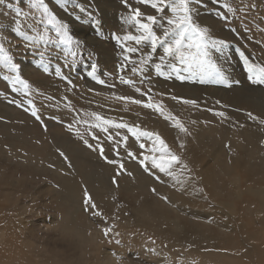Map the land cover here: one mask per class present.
Instances as JSON below:
<instances>
[{
  "label": "rangeland",
  "instance_id": "1",
  "mask_svg": "<svg viewBox=\"0 0 264 264\" xmlns=\"http://www.w3.org/2000/svg\"><path fill=\"white\" fill-rule=\"evenodd\" d=\"M44 2L66 26L72 45L58 42L47 17L30 0L0 3V45L12 58L0 60V264H264V215L244 193L237 198L220 168L224 162L235 170L243 191L249 176L245 172L244 177L241 164H262L260 151L248 145L242 127L264 132V83L249 79L250 65L264 66V0H200L191 5L194 21L228 44L220 52L210 49L219 75L211 69L186 71L172 57L161 64L162 45L152 53L150 41L137 45L123 39L142 34L126 22L132 9L157 16L153 31L158 35L160 25L167 27L173 15L170 9L158 13L137 0H127V5L124 0ZM132 47L139 51L128 53L126 48ZM172 64L185 79L177 77ZM17 77L29 87L14 83ZM91 106L114 112L128 127L156 110L159 119L179 121L186 129L183 149L170 141L167 146L189 157L181 155L172 167L176 177L201 179L203 201L164 187V178H153L144 169L141 175L155 181L156 188H138V182L137 189L113 188V182H124L115 178L109 180V189L87 190L95 209L85 205L84 191V198L71 203L62 195L59 180L72 170L54 167L47 158L50 147L70 153V144L75 154L65 164L75 163L79 171L88 166L95 172L93 180L106 168L128 162L117 161L111 141L105 144L92 130ZM237 160L242 163L232 170ZM168 196L179 204L169 203ZM233 199L234 208L216 205ZM172 219L184 226L175 235ZM166 229L170 232L163 235Z\"/></svg>",
  "mask_w": 264,
  "mask_h": 264
},
{
  "label": "bare ground",
  "instance_id": "2",
  "mask_svg": "<svg viewBox=\"0 0 264 264\" xmlns=\"http://www.w3.org/2000/svg\"><path fill=\"white\" fill-rule=\"evenodd\" d=\"M79 31L84 33V30H79ZM82 37H83V34H82ZM108 45H110V44H108ZM108 57L109 56H107V58ZM175 110H176L175 111V114H176L178 108L176 107ZM88 114L90 116L89 122L93 125L91 127L92 130H95L96 133H98V132L100 133V137H98V138L101 141L103 140L104 142L105 141H111L110 144H112L114 146V150L117 151V154H116V152H113L114 154H112L116 158V160L117 161H128V162L124 163L122 168H121V164L114 165V167H112V168H106L103 172H101L99 174L98 179L93 180L91 176L94 175L95 172H91L90 168L88 166H85L82 170L80 169L81 171H79V169L74 165L75 163L74 164L70 163L68 166L65 164L66 159H69L68 161H71L69 156L72 154H75V149L69 144V142H70L69 139H65L63 142L69 144L70 149H68V150L70 151V153L58 151L57 146L50 147L49 152H47L48 153L47 158L51 159V161L54 163V167L56 166L58 169L61 167H65L68 170H72V174L62 175V176L59 175V176H61V179L59 180L61 193L69 201H71V203H72V201L82 199L81 197L84 198L82 192L83 191L85 192V190L90 191L89 188H94V189L95 188L109 189V187L111 188L112 183L110 184L109 180L115 179V178H117V180L120 178L121 181H124V182H122V183L120 182L119 185H117V182H113V188H127V189L128 188H134V189L136 188L137 189V182H138V184H140V186L138 188H154L155 187L154 186L155 181H153L148 175H141V172L145 169L146 165H147L148 171H152L153 178L157 177V175L161 176V178H164V181L160 182V184L163 185L164 187L172 186L173 188H179L180 190H182V192H185L184 196L188 200L192 199L194 197V198L198 199V202L200 200L203 201L202 196L199 194L200 193L199 189L204 188V186L200 187L199 181L201 179L199 180L198 178H194V177H184L182 175H181V178L176 177V175L174 178L173 176H169L164 172H160L159 169L151 167V161L150 160H147V161L144 160V158L146 156L150 157L152 155H156V156L160 155L159 153H153L151 151V149L154 146L159 147L158 142L155 145L153 144V141L155 139V135H159V137L161 139H163V141L166 144L168 141H170L172 144H175L177 147L183 149V147H181V145H183L184 131H182L179 127L175 126L176 125V121H175L176 119L174 120V122H169V121H166L167 119L164 120L162 118L159 119L157 117V115H159L158 110L150 112V115H151L150 118L145 119V120L131 122V124L129 123L130 124L129 128H134L138 133L146 131V132L153 133L155 135L151 139L148 137L142 136V135L140 136L139 139H137L136 136H134L132 134V132H130L128 130V128H117V127H115V125H117V124H123V122H122L123 120L121 122H119L120 120L118 119L117 114H115L114 112L107 111L105 109L102 110L101 108H99V106H91L88 108ZM93 114H95V115H93ZM96 116H99L102 119L97 120ZM117 120H119V121H117ZM104 121H110L111 123L110 124H104L103 123ZM132 124H134V125H132ZM97 125H100V127H97ZM105 127L108 129L107 132L110 133L111 136H113V139L108 140L107 138H105L106 135L108 136V133L105 134V131L102 130ZM242 128H243V130H247L243 134H245V137L248 140V145H251L253 149L260 151V160L259 161L262 164L256 165V164H252V163H246L247 161L246 162L244 161V163L241 164L242 165L241 170H242L244 177H245V172H246V174L249 176L248 179L250 180V181L248 180V182H249V184L247 183L248 185L245 184V190H243V191L241 189L242 187H241L240 176L233 172V171H235V170H233V168L235 166H238L239 163H242V160H237V161L233 162V164L231 166L233 171H230V169H228L229 166L224 162L220 165V168H222V170L225 171V175L230 179L233 188L236 189L235 191L237 193L239 192L238 194L235 193L237 195V198L240 199L242 197L241 195L244 193L245 196L250 198L252 203L257 204L261 214L264 215V132H262L260 130H256V128L252 125L243 124ZM89 132H90L89 134L93 137V133L91 131H89ZM125 137H127L126 140H125ZM196 138H197V135H195L193 137V139H196ZM117 141H120L121 144H117ZM141 142H145L147 145H145L144 148H141L140 147ZM186 142L188 143V141H186ZM105 144H107V143L105 142ZM97 147H101V145L99 144ZM43 151H44V149H43ZM176 152H178V151H176ZM180 152H181L180 154H176V153L175 154L178 157H181V155H182V157L184 159L186 157H189L188 152L183 151V150ZM61 154H63V155H61ZM141 161H144V163H141ZM77 163H79V162H77ZM102 163H104V162H102ZM80 165H82V164H80ZM182 168H183V166H182ZM220 168H219V170H221ZM102 169H103V167H102ZM174 170H175V168L172 167L171 171L173 173H174ZM183 175H188V174L184 172ZM94 189H92V190H94ZM99 192L100 191H98L97 193L99 194ZM240 193H241V195H240ZM163 197H165V196L163 195ZM234 197H235V195H234ZM235 199H236V197H235ZM235 199L232 200L233 202H219L218 201V203L216 205L222 206L221 207L222 209L234 208ZM168 202L173 203L174 205L179 204V202L177 200L171 199L170 196H168ZM141 212H142V210H140V213ZM144 213H146V212H144ZM163 215H165L166 217L169 216L165 212L163 213ZM158 216H160V215L158 214ZM162 219L164 220L165 217ZM170 222L173 226L172 229H174L171 232L174 235L177 233L176 229H181L184 227L180 219H175V220L172 219ZM154 229H155L154 230L155 233H157V234L160 233L159 231L158 232L156 231L157 230L156 228H154ZM163 232H164L163 235H166L170 232V230L166 229L165 231L163 230Z\"/></svg>",
  "mask_w": 264,
  "mask_h": 264
},
{
  "label": "snow or ice",
  "instance_id": "3",
  "mask_svg": "<svg viewBox=\"0 0 264 264\" xmlns=\"http://www.w3.org/2000/svg\"><path fill=\"white\" fill-rule=\"evenodd\" d=\"M3 2L4 0H0V3ZM124 2L127 5V0H124ZM137 2L149 5L158 13H164L166 9H170L173 15L167 19V27H165L164 24L160 25L162 34L158 35L153 31V25L157 24V16L145 15L139 8L132 9L126 22L130 24L134 23L137 26V31L142 34L126 35L123 38L124 40L134 41L137 45L141 44L143 41H150L152 53L156 52L158 45H162L163 55L160 56L161 64L165 63L166 58L172 57L173 59H179L182 65H186V68L184 69L186 71H205L211 69L214 70L217 75L220 74L219 69L209 59L211 55L210 49H215L220 52L223 48L228 47V44L224 40L213 38L209 35V29L207 27H202L194 21L193 9L191 5L193 3L200 2V0H137ZM30 3L32 8L41 10L42 16L47 17L46 23L55 29L57 37L59 38L58 42L65 46L72 45L73 38L68 35L66 26L58 21L56 15L51 12L44 0H34V2L33 0H30ZM224 6L227 7L230 12L233 11L230 5L225 4ZM9 7H11V5H9ZM222 18L225 20L227 19L226 16H222ZM45 38L47 37H41V39ZM126 51L128 53H135L139 50L132 47L126 48ZM0 53H4L3 45H0ZM241 55H243V53H241ZM150 57L151 54H149L147 58L150 59ZM11 59V56L7 55V53L0 55V60L5 62H10ZM126 59H129V57H126ZM245 60L247 61V57H245ZM11 67L15 71L19 66L12 64ZM156 67L157 71H160L161 65H157ZM171 67L177 72V77L179 79H185L184 76L179 74L180 69H177L175 64H172ZM249 72L252 73V75L249 76L250 80H253L255 83H264V66L250 65ZM125 82L130 83V81ZM14 83L22 84L25 89L29 87L28 82L20 79L19 77L16 78ZM101 83H103V81H101ZM137 91H139V89H137ZM136 102L139 103V101ZM186 102L194 103L191 101ZM147 106L154 107V105L151 104ZM32 115L38 120L40 119L35 110L32 112ZM220 115L223 116V113H220ZM248 116L252 119H257L256 117H253L251 113H248ZM96 119L101 120L102 118L96 116ZM103 123L110 124L111 122L104 121ZM261 123H264V120H261ZM175 126L179 127L182 131H186L179 121H176ZM97 127H100V125H97ZM115 127L128 128V130L132 132L137 139H139L141 135L150 139L155 135L146 131L138 133L134 128H129L126 124H117ZM102 130L105 132L108 131L106 127ZM126 139L127 137H125V140ZM157 142L159 147L154 146L151 151L153 153H159L160 155H152L150 157L146 156L144 160H150L151 167L159 169L160 172H164L175 178V174L171 171V168L174 164H178L180 162V158L175 153L171 152L167 144L159 137V135H155L153 144L155 145ZM88 146L92 147L91 145ZM140 147L144 148L145 145L141 144ZM181 147H183V145H181ZM102 153L103 150L101 149V154ZM109 163H115V161H109ZM141 163H144V161H141ZM122 167L123 165L121 164V168ZM145 170H148L147 165L145 166ZM84 203L92 209L96 208V205L91 202V196L86 190ZM108 231L109 230L107 229L105 230L106 235ZM117 243H119V241H117Z\"/></svg>",
  "mask_w": 264,
  "mask_h": 264
}]
</instances>
